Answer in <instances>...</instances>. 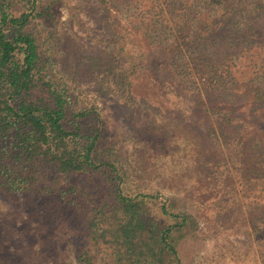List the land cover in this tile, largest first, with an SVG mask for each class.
Here are the masks:
<instances>
[{"label": "trees", "instance_id": "obj_1", "mask_svg": "<svg viewBox=\"0 0 264 264\" xmlns=\"http://www.w3.org/2000/svg\"><path fill=\"white\" fill-rule=\"evenodd\" d=\"M60 1L0 0V194L38 193L83 207L86 188L69 179L94 173L109 193L89 209L92 246L78 254L79 264H95L113 246L115 261L107 264H183L179 242L198 225L190 193L181 204L144 191L150 178L144 157L137 150L122 155L106 141L98 99L145 113L133 131L137 140L162 136L155 154L182 157L192 191L218 187L209 160L225 155L224 147L238 159L228 156L223 183L251 181L264 190V71L256 73L264 57V0H97L107 27L97 39L104 52L87 58L97 92L90 107L59 69L52 33L42 41L31 27L55 18ZM223 57L233 68L229 62L222 68ZM241 58L254 68L243 103L237 92L247 85L234 87L233 74ZM169 96L188 98L200 114L168 107Z\"/></svg>", "mask_w": 264, "mask_h": 264}, {"label": "rangeland", "instance_id": "obj_2", "mask_svg": "<svg viewBox=\"0 0 264 264\" xmlns=\"http://www.w3.org/2000/svg\"><path fill=\"white\" fill-rule=\"evenodd\" d=\"M96 1L61 0L56 7L55 18L38 19L31 25L42 41L52 33L55 55L60 60L59 69L65 70L64 74L75 88V95L82 105L88 107L97 92L87 58L104 52V45L97 39L103 36L101 33L107 27L101 24L104 15L99 12ZM166 12L171 18V8L168 7ZM225 57L222 58V63H225L222 68L229 62ZM261 58L258 75H263L260 71H264V57ZM247 63L246 58L238 61L240 70L233 71L234 87L253 84L250 77L254 68H246ZM229 65L233 68L232 62ZM248 85L240 86L237 92L240 103L246 99L242 94L249 89ZM260 85L254 84L256 87ZM168 98L165 102L168 107L178 111L189 109L187 115L194 110L200 114V107L189 104L188 98ZM97 111L105 125L106 141L115 143L122 155L132 154L135 150L142 153L150 176L145 192L158 195L164 201L177 197L181 204L190 193L187 204L198 215V225L195 231L189 229L179 242L183 264H264V190L259 184L251 185V181V186L240 185L237 188L223 183L221 175L224 177V172L232 167L228 156L232 154L234 159H238L231 148L224 147L225 155L220 157L216 154L209 160L211 164L216 163L210 171L218 179V187L205 192L196 186L198 191H192V185L183 179L187 168L185 160L172 152L155 154L156 148L159 149L165 141L162 136L145 133L137 140L135 133L144 123L145 113H138L134 106L118 104L107 98L98 99ZM196 118L200 119V116ZM189 122L194 127L202 126L199 120ZM52 179L50 174L49 180ZM61 181V178L57 179L53 184ZM69 182L80 185L81 189L86 188L83 198L88 196L89 202H83V207L68 205L57 196L38 193L22 196L0 194V264H79L78 254L92 246L89 209L109 193V188L94 173L75 175ZM101 253L95 264L114 263V246Z\"/></svg>", "mask_w": 264, "mask_h": 264}]
</instances>
